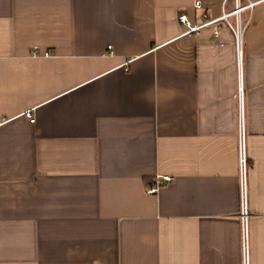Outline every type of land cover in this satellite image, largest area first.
<instances>
[{
    "label": "crops",
    "instance_id": "0c3cea01",
    "mask_svg": "<svg viewBox=\"0 0 264 264\" xmlns=\"http://www.w3.org/2000/svg\"><path fill=\"white\" fill-rule=\"evenodd\" d=\"M223 5L0 0V264H264V4L178 22Z\"/></svg>",
    "mask_w": 264,
    "mask_h": 264
},
{
    "label": "built area",
    "instance_id": "2783aa9c",
    "mask_svg": "<svg viewBox=\"0 0 264 264\" xmlns=\"http://www.w3.org/2000/svg\"><path fill=\"white\" fill-rule=\"evenodd\" d=\"M264 4V0H250L249 2L243 3L242 0H233V11L228 13L226 12L225 5H223V11L222 16L219 19L212 18L208 12L205 10L201 17L199 18V21H193L189 19V16L181 12L178 14V22L187 30L186 35H200L205 29H211L212 35L215 40L219 41L221 36V27L222 25H227L228 27H231L229 25V19L230 17H234L236 20L235 24V40L236 43H238V47L240 45V17L245 11H250L253 7ZM194 9L195 10H202L203 6L200 1H195L194 3ZM232 28V27H231ZM111 49V48H109ZM240 53V51H239ZM25 117L27 119H30V123H33L35 120L33 118V114L31 111L27 112L25 114ZM240 171H241V186H240V192H241V200H242V207H243V216L246 219L247 217V170L249 163L247 162V158L245 155L244 147L242 148L241 154H240ZM152 183L147 185L145 188V195L151 196L157 194L161 189L166 188V186H170L175 183V179L172 176H162V175H156L152 179ZM246 264V260H245Z\"/></svg>",
    "mask_w": 264,
    "mask_h": 264
},
{
    "label": "trees",
    "instance_id": "16d2710c",
    "mask_svg": "<svg viewBox=\"0 0 264 264\" xmlns=\"http://www.w3.org/2000/svg\"><path fill=\"white\" fill-rule=\"evenodd\" d=\"M153 180H151L148 184H151Z\"/></svg>",
    "mask_w": 264,
    "mask_h": 264
}]
</instances>
